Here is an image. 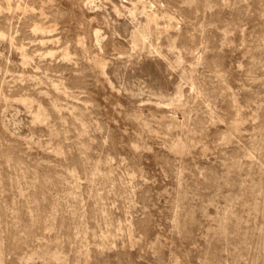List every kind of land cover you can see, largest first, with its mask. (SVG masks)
Masks as SVG:
<instances>
[{
	"label": "rangeland",
	"instance_id": "374dc122",
	"mask_svg": "<svg viewBox=\"0 0 264 264\" xmlns=\"http://www.w3.org/2000/svg\"><path fill=\"white\" fill-rule=\"evenodd\" d=\"M0 264H264V0H0Z\"/></svg>",
	"mask_w": 264,
	"mask_h": 264
}]
</instances>
